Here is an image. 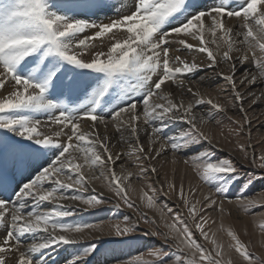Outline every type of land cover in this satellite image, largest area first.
Listing matches in <instances>:
<instances>
[{
    "label": "snow or ice",
    "instance_id": "1",
    "mask_svg": "<svg viewBox=\"0 0 264 264\" xmlns=\"http://www.w3.org/2000/svg\"><path fill=\"white\" fill-rule=\"evenodd\" d=\"M118 2L123 4V0ZM118 2L0 0V90H5L0 98V166L7 160L14 173L8 179L0 170V229L4 231L0 237V264H41L46 250L80 244L73 234H82L85 229L102 231V222L64 219L107 203L102 194L83 195L95 192L87 187L90 181L85 178V167L94 172L90 179H105L109 190L124 205L136 207L128 191L134 174L123 164L121 174L114 170L121 154L111 151L109 129L114 131L117 142L127 144L128 156L135 157L137 179L156 172L148 162L170 150L183 152L188 157L185 163L191 162L217 195H227L239 183L241 172L236 164L230 159L213 161L212 152L204 146L211 145L212 140L201 125L208 124L214 115L206 119L207 113L194 112V108L206 104L214 113L227 116L228 108L205 99L192 87L181 93L195 98L188 103L175 99V94L164 88L178 77L202 68L173 53L184 49L206 54L208 63L203 67L227 82L233 99L240 102L243 110L245 98L235 79L238 65L245 64L251 56L259 68L256 74L242 76L239 86L264 79V0H212L207 7L199 0H128V7H121L107 23L93 19L114 11ZM232 20L237 23L231 24ZM206 34L210 40L205 39ZM105 37L115 40L107 53L97 50L96 43L99 40L103 44ZM189 38L197 44L189 43ZM222 47L225 50L221 52ZM222 63L229 66L227 73L216 71ZM128 81L136 83L125 89L123 84ZM81 96L83 101L77 103ZM154 98L165 103H157ZM41 113L47 115L46 121L38 118ZM228 119L237 126L234 131L243 129L239 120ZM176 122L186 124L187 129L167 134L166 129ZM82 123L88 127L82 128ZM100 126L104 133L98 131ZM142 133L148 139L147 147L141 142ZM61 137L66 138L64 142ZM238 147L244 161L264 171V154L249 155L250 145ZM24 169H31L29 178L17 183L15 176L22 175ZM95 171L99 174L95 175ZM254 179L249 177L246 183L251 185ZM69 190H74L71 195ZM169 190L176 191L188 209L193 227L213 248L197 243L177 215L175 222L165 225L168 232L146 235L162 236L164 243L171 241L182 255L170 261V253L157 248L150 252L152 261L138 256L128 264H233L232 259H224L222 245L206 230L215 221L203 215L209 210L223 213V201L210 194L201 205L200 200L192 202L188 198L182 185L177 188L169 184ZM142 199L147 200L148 208L160 210L152 196L144 193ZM62 200L80 201L86 207H65L58 203ZM239 200L246 208L257 203L245 197ZM46 202L52 207L44 209ZM140 219L150 222L144 213ZM124 220L125 226L115 224L109 234L119 238L135 233L138 225L129 226L128 217ZM229 235L235 240L232 247L241 264H264V257L254 255L234 233ZM96 251L95 243L73 249L65 264H91ZM14 254L18 259L14 260Z\"/></svg>",
    "mask_w": 264,
    "mask_h": 264
},
{
    "label": "rangeland",
    "instance_id": "2",
    "mask_svg": "<svg viewBox=\"0 0 264 264\" xmlns=\"http://www.w3.org/2000/svg\"><path fill=\"white\" fill-rule=\"evenodd\" d=\"M123 2L122 5L118 2V7L114 11L107 14L100 13L97 17H93V19L98 22L104 20L103 22L107 23L110 19L115 18L116 13L120 11V8L123 7L124 4L128 5V0H123ZM199 3L207 7L212 4V0H199ZM108 39V37H105L103 44H100L98 40L96 42L97 50L107 53L110 48V43L115 42V40L110 41ZM188 42L192 43L189 40ZM217 42L220 43L219 33H217ZM192 44L195 45L197 43ZM238 47H243V45ZM257 55L259 56V53H257ZM193 61H195V58L192 57L189 63ZM252 61L256 66L253 58ZM201 70H207V68L202 67ZM200 76L201 73L192 79ZM262 80L264 81V79ZM135 83L134 81H128L123 84V87L125 89H130ZM223 87L224 84H221V81L217 82L213 86L208 87L207 95L208 98L228 108L227 116L223 113H214L209 106L207 119H209V116L213 115L215 118L210 119L208 124L201 125V130L212 140L211 145L205 143L204 146L212 152L213 161L216 159H230L240 169L241 176L237 186L232 188L227 195H217L214 187L204 181L196 172L195 166L191 162L185 163V159L188 157H186L183 152L173 153L170 150H167L166 153H162L159 157L148 162L151 167L156 168L157 173L149 172L143 179H137L135 178V174L138 173V167L135 164V157H129L128 154H125V156L122 155L123 160L119 162V165L123 164L124 168L134 174V178L129 182L131 187L128 191L136 207L130 209L124 205L123 202L109 190L107 181L103 178L99 179L101 183L98 185L106 193H99L95 190V192L90 191L83 193V195L87 197L90 194H102L107 200V203L97 209H89L87 212L77 211L73 216L64 219L68 222H102V231L85 229L86 231L82 234L89 240L82 241L80 244L72 247L66 246L67 251L65 252L64 248L62 250L63 253L58 255L59 257L64 256L62 259L66 262L69 253L72 252L73 249H80L88 244L95 243L97 245V251L90 258L91 264H118V262L119 264H128L130 260L138 256L150 262L154 259L150 255V252L157 248L168 251L170 253L168 259L170 261L174 260L176 256L182 255V253H179L176 248L172 246L171 241L166 244L162 236H151L146 235V233L153 231L159 233L168 232L169 229L165 225L175 222L174 217L177 215L193 232V238L197 243L209 249L213 248L210 241H204L199 231L193 227V221L189 216L188 209L177 196L176 191L169 190V184H175L177 188L182 185L188 198L192 202L200 200L201 205L204 204V197L210 194L214 198L223 201V213L217 210H209L204 212L203 215L209 216L211 221H215L211 223L210 229L206 226V230L209 231L210 238H215L217 243L222 245L225 260L232 259L233 264H241L239 254L235 251L234 247H232L235 244V240L232 235H229L230 232L234 233L241 243L245 244L254 255L264 257V178H262L264 177V171L244 161V153H242L238 147L240 144L250 145L248 148L249 155L252 153H255L257 156L264 154V83L261 86L263 93L261 102L254 106L243 103V110H241L240 104L233 99L232 94V96L229 94L225 95L226 92L223 91ZM226 87L229 86L227 85ZM193 89L196 90V87H193ZM227 92L230 93V91ZM255 96L256 94L253 93L246 102L252 101L255 99ZM83 99L84 97L81 96L77 103L83 101ZM228 117H234L236 120H239L244 125L243 129L239 132L234 131L237 126L233 124ZM38 118L46 121L47 115L41 113L38 114ZM248 121H251L250 125ZM185 128L187 129V126L182 129L186 130ZM16 139L19 138L17 137ZM60 141L64 142L65 140L63 141L61 139ZM166 154L168 156L175 155L177 157L178 168L175 167L173 169V167H171L168 169L169 171L165 168ZM0 170L3 171L6 178L12 179V174H14L13 168L7 160L0 166ZM114 170L118 174L122 173L121 168H116ZM30 171L31 169H24L22 175H17L15 177L17 183L27 181ZM249 177L255 178L251 185L246 183ZM153 189H155V191H153ZM189 190H191V194ZM144 193L153 197L157 207L160 209L159 211L156 208L147 207V200L142 199ZM239 197L254 199L257 203L246 208L240 203ZM116 205H119V207ZM141 213H144L145 216L149 218V223H145L140 219ZM125 217H128L126 223L129 226L132 224L138 225L136 232L127 237L119 238L110 235L109 233L113 225L119 223L121 227L125 226ZM151 221H155V223ZM182 226V224L177 223L178 228H182ZM57 258L55 257L53 259V261H56H52V264L58 262Z\"/></svg>",
    "mask_w": 264,
    "mask_h": 264
},
{
    "label": "bare ground",
    "instance_id": "3",
    "mask_svg": "<svg viewBox=\"0 0 264 264\" xmlns=\"http://www.w3.org/2000/svg\"><path fill=\"white\" fill-rule=\"evenodd\" d=\"M124 3V2H123ZM128 5L124 4L123 7L127 8ZM104 21V20H103ZM231 24H235L237 23V21L235 20H232L230 21ZM205 39L206 40H210L211 37L210 35L206 34L205 36ZM238 39V38H237ZM109 40V39H108ZM189 41H191L192 43H197V41L195 40H192L191 38L188 39ZM106 43V42H105ZM111 44V43H110ZM211 47H213V49L215 50V46L214 45H210ZM238 46H241V45H238ZM173 47H181L179 45H173ZM225 50L223 47L221 48V52ZM174 55H180L183 59L187 60L188 62H190V59L195 58V61L198 62V64H201L202 67L203 65H207L208 61L206 59V54H198L196 52H192V51H187V50H181L179 52H175L173 53ZM239 53H233V55H238ZM219 59V57H218ZM228 65L227 64H220L219 68L216 70V71H224L225 73H227L228 71ZM202 69V68H201ZM259 68L256 67L252 61V58L250 56L249 58V61H247L245 64L243 65H238L237 67V72H236V75H235V79L238 83V90L241 91L242 95H244V102L243 103H248V104H251V105H257L261 102V98L263 96V93H262V90H261V86L262 84L264 83V81L262 79H258L257 82L255 84H252V85H247V86H239V81L241 79L242 76L244 75H247L249 73H253V74H256L258 72ZM201 73V76L200 77H197L195 79H192L193 77L197 76V75H200ZM181 81H183V83L181 84ZM221 81V84L223 83L224 84V87H223V91L226 92V94H229L231 95V91H230V88L229 87H226L228 84L227 82L223 81L222 79L218 78L216 76V73L212 70V69H208L207 70H200L198 72H194V73H191V74H188L187 76H180L178 77L177 81L175 83H169V85L167 87L164 88L165 91H168V92H172L175 94V99H184L185 100V103H188L192 100H194L195 98L191 96V94H185V95H181V93L185 92V89L187 87H196V90H199L201 92V94L204 96L205 99L208 98V90L209 89L208 87L209 86H213L215 83L217 82H220ZM223 81V82H222ZM135 82V81H134ZM220 85V84H219ZM125 86V85H124ZM126 87V86H125ZM7 88V86H6ZM10 91V89H9ZM227 91H230L227 92ZM0 98H3V95L5 93V90H0ZM253 93L256 94L255 96V99H253L252 101H248L246 102L247 99H249V96H251ZM233 95V94H232ZM231 95V96H232ZM154 100L157 102V103H165V101L163 100H159V99H156L154 98ZM238 104H240L239 101H236ZM138 109L141 107L140 104L137 105ZM194 112L200 114V115H205L206 113L209 112V106L208 105H201V106H198L196 108H194ZM44 114V113H43ZM205 118L207 119V115L205 116ZM46 119V118H45ZM42 121H45V120H42ZM187 125L182 123V122H176V123H172L169 125V128L166 129V133L167 134H174V133H177L179 132L180 130H182V128L186 127ZM81 127L82 128H87V124L85 123H82L81 124ZM147 127V126H145ZM188 127V126H187ZM186 129V128H185ZM98 131H100L101 133H104V129H103V126H100V128L98 129ZM109 141H110V144H111V151L114 153V154H121V159L120 160H117L116 161V164L113 166L114 169L116 168H121L120 165H119V162L121 160H123V156H125V154L128 153V147H127V144L126 143H123V142H117V138L114 134V131L112 129H109ZM60 140L62 139L63 141L66 139V138H59ZM62 142V141H61ZM75 142V141H74ZM141 142L145 144V146L147 147V144H148V139L145 137V135L142 133L141 134ZM158 147V145H156ZM71 151V150H70ZM167 151V150H166ZM166 151H164L163 153H166ZM167 155V154H166ZM165 157V155H164ZM166 159V164L164 162V166L165 168L168 170L170 169L171 167H173V169L175 167H179L178 166V159L175 155H167V158ZM78 162H82V161H78ZM181 166V165H180ZM182 167V166H181ZM166 170V171H167ZM185 170V169H184ZM85 171V178L86 179H89V184L87 185V187L91 190V189H95L97 190L99 193H106L104 192V190L98 185L99 183H101L99 181V179H90L94 172L93 171H89L87 169V167H85L84 169ZM165 171V172H166ZM169 171V170H168ZM154 173H157V172H154ZM187 173V172H186ZM99 172L98 171H95V175H98ZM13 175V174H12ZM16 177V176H15ZM20 181V180H18ZM74 191V190H69V195H71V192ZM90 192V191H88ZM86 193V192H84ZM108 194V193H107ZM106 194V195H107ZM99 195V194H97ZM108 196V195H107ZM59 204L65 206V207H72V208H85L86 206L82 204V202L80 201H72V200H62V201H59L58 202ZM44 209H48V208H51L52 205L48 202L45 203V205L43 206ZM79 212V211H78ZM77 213V212H76ZM83 214V213H82ZM78 215V214H77ZM68 222V221H67ZM86 231V230H85ZM75 235L78 239L82 241H87L89 239H87L83 234H80V233H77V234H73ZM4 236V231L3 229H0V237H3ZM96 237H101V236H96ZM25 239L29 240L30 242V238L29 237H26ZM72 247V246H71ZM66 248V246H62L61 248L59 249H54V250H46L45 252V256L44 258L42 259L41 261V264H52L53 262H55L56 260L53 261V259L56 257H58V262L56 264H63L65 261L62 259L63 257H59L58 255H61L63 252L62 250ZM21 251H24V248L22 247L21 248ZM66 252V251H65ZM66 257V256H65ZM15 259H18V255L14 254V260ZM67 260V259H66ZM53 261V262H52ZM34 264H35V261H34ZM65 264V263H64Z\"/></svg>",
    "mask_w": 264,
    "mask_h": 264
}]
</instances>
